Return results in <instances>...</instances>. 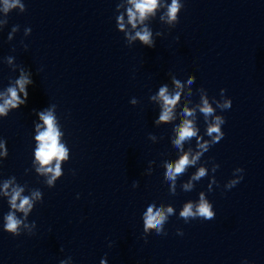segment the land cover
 Instances as JSON below:
<instances>
[{"label": "water", "instance_id": "obj_1", "mask_svg": "<svg viewBox=\"0 0 264 264\" xmlns=\"http://www.w3.org/2000/svg\"><path fill=\"white\" fill-rule=\"evenodd\" d=\"M117 2L25 0L27 11H13L0 33V58L15 55L17 63L31 69L34 81L27 105L0 120L9 150L0 178L15 175L19 183L44 193V203L29 217L37 223L34 236L0 231V264H59L67 256L73 264H99L105 254L108 264H240L244 257L264 264V0H185L173 29L158 19L152 22L154 32L166 33L154 48L125 46L115 27ZM17 24L20 31L6 43ZM26 26L32 28L27 51L19 43ZM173 71L192 72L194 90L203 86L219 98L224 88L233 101L222 113L224 138L202 157L220 164L215 176L221 187L214 185L208 193L217 214L187 224L173 215L166 236L153 230L145 239L141 212L146 200L171 203L178 214L208 184L202 178L193 191L178 187L173 196L163 177L162 158L174 159L176 149L171 123L154 126L157 109L148 96ZM11 75L0 65V85ZM132 97L140 101L135 107ZM49 103L58 105L71 150L64 175L52 189L24 171L31 167L32 110ZM198 122L203 132L202 116ZM150 132L158 136L156 143L148 139ZM149 161H155L150 175L145 172ZM236 167L245 169L244 179L225 192L223 184ZM194 170L189 168L178 185ZM133 181L138 188H132ZM7 210L0 201V217Z\"/></svg>", "mask_w": 264, "mask_h": 264}, {"label": "clouds", "instance_id": "obj_2", "mask_svg": "<svg viewBox=\"0 0 264 264\" xmlns=\"http://www.w3.org/2000/svg\"><path fill=\"white\" fill-rule=\"evenodd\" d=\"M184 6L185 0H118L114 11L115 27L123 34L126 47L131 48L139 44L142 47L154 48L157 38H163L166 33L154 32L152 22L158 19L161 25L171 30L179 22ZM13 11L18 15L25 13L27 11L25 0H0V33L4 32L9 23V15ZM19 31L20 25H13L5 42L11 43ZM31 33L30 26L24 27V39L19 43L25 51L29 47L25 39ZM11 52H16L15 46L11 48ZM0 65H5L13 74L8 77L6 85H0V120H4L11 112L19 111L21 107L27 105L28 89L34 81L31 69L17 63L15 55L0 58ZM42 71L41 67L37 74ZM169 75L170 80L162 81L155 92L150 90L148 96L149 103L157 109L153 120L154 126L160 127L162 124L171 123L169 137L176 149V156L173 159L166 154L161 161L169 194L176 195L178 187L183 192H191L205 177L208 178V184L206 190L199 191L197 199L185 201L178 214L171 203L165 204L163 200H157L155 197L146 200L141 212V234L145 239L153 230L156 235L166 236L168 233L165 225L173 215L183 219L185 224L196 219L203 221L215 219L217 213L208 198V193L213 191L214 185L217 188L221 187L215 176L220 164L212 159L202 160V157L224 138L223 126L226 124V118L222 113L231 109L232 98L225 95L227 90L224 88L220 89L219 98L210 97L203 86L194 90L192 85L196 77L192 72L181 75L173 71ZM194 95H198V100H193ZM129 103L135 107L140 101L132 97ZM32 112L35 119L32 121L31 167L24 170L25 175L34 172L45 187L52 189L64 175L63 165L69 162L71 150L56 103H49L47 107L33 109ZM201 116L203 132L198 122ZM148 139L156 143L159 138L156 133L150 132ZM7 143V140L0 136V168L9 156ZM154 163L155 161H149L146 174H151ZM189 168L195 170L187 180L181 181L178 185V180ZM244 173L243 167L234 168L231 178L223 184V190L225 192L231 190L240 183L244 179ZM72 175H76L75 169L72 170ZM138 187V181H133L132 188ZM76 198H80L79 194ZM0 201L6 202L8 208L0 217V231L12 237L36 234L37 223L35 220L30 222L29 217L38 204L44 203V193L40 188H30L27 183H19L15 175L0 178ZM176 234L183 236L184 232L177 228ZM108 246L112 247V244L109 243ZM60 251L63 252V248ZM59 264H73V258L67 256L61 259ZM99 264H108L107 254L100 259ZM240 264H252V261L244 257Z\"/></svg>", "mask_w": 264, "mask_h": 264}]
</instances>
